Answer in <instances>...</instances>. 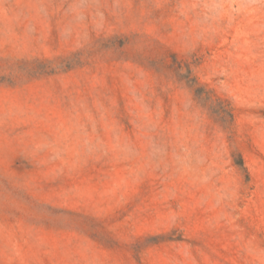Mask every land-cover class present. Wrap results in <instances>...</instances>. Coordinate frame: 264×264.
<instances>
[{"label":"rangeland","instance_id":"obj_1","mask_svg":"<svg viewBox=\"0 0 264 264\" xmlns=\"http://www.w3.org/2000/svg\"><path fill=\"white\" fill-rule=\"evenodd\" d=\"M0 264H264V0H0Z\"/></svg>","mask_w":264,"mask_h":264}]
</instances>
